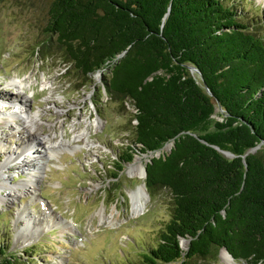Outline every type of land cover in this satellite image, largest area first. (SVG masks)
<instances>
[{
	"label": "trees",
	"instance_id": "16d2710c",
	"mask_svg": "<svg viewBox=\"0 0 264 264\" xmlns=\"http://www.w3.org/2000/svg\"><path fill=\"white\" fill-rule=\"evenodd\" d=\"M45 23L34 55L58 53L76 89L102 70L93 103L104 93L132 108L135 148L112 178L136 151L173 142L144 165L146 191L172 200L142 262L202 264L224 249L264 264V36L222 0H50ZM0 264L16 256L0 247Z\"/></svg>",
	"mask_w": 264,
	"mask_h": 264
},
{
	"label": "rangeland",
	"instance_id": "374dc122",
	"mask_svg": "<svg viewBox=\"0 0 264 264\" xmlns=\"http://www.w3.org/2000/svg\"><path fill=\"white\" fill-rule=\"evenodd\" d=\"M49 1H0V90L8 92V98L0 96V101L26 99L28 115L45 147L43 152L37 140L33 148L41 149L34 188L24 181L28 173H33L29 168L8 167L4 172L8 179L0 189L4 197L0 200V247L15 255L17 264H144L142 252L155 245L170 217L171 196L165 189L150 195L144 175L141 178L128 173L129 163L123 165L117 180L112 178L114 159L128 147L135 148L134 120L128 102L122 108L103 93L99 105L93 103L100 97L97 85L102 70L91 74L92 82L76 89L79 81L73 72L67 74L69 67L58 53L52 52L45 60L33 54L34 46L45 38ZM222 1L264 36V0ZM13 86L21 88L16 96ZM9 110L0 105V147L16 151L21 147L16 137L6 134L7 126L16 124L8 120L14 118L21 123L14 127L20 135L24 123L21 116ZM219 110L213 118H220ZM82 130L89 134L85 142L73 138ZM165 145L160 153L171 146ZM6 151H0V161ZM156 152L136 151L131 162L138 159L144 166ZM15 168H22L21 173ZM17 183L22 185L12 198L9 186ZM140 185H144L147 199L144 210L133 214L131 193ZM22 208L29 212V229H24L25 219L18 217ZM201 263L241 264L224 249Z\"/></svg>",
	"mask_w": 264,
	"mask_h": 264
},
{
	"label": "bare ground",
	"instance_id": "6f19581e",
	"mask_svg": "<svg viewBox=\"0 0 264 264\" xmlns=\"http://www.w3.org/2000/svg\"><path fill=\"white\" fill-rule=\"evenodd\" d=\"M20 88V86H19ZM1 95L0 96H5L8 98V92H6L5 90H0ZM26 99H18V100H11V103H14L16 106H18V110L22 113H25V117L22 118V123H24V126L22 128H24L26 130L27 133H25V130L23 131V134L20 135V133H17L16 129H14L12 126H7L8 127V132L6 133L8 135V137H16L17 141H18V147H20L19 150H7L6 151V157L0 161V189L1 187L6 184L7 182V177H5V170L8 169L9 167V161L11 162H15L16 163V167H26L29 168L30 170L33 171V173H30L28 178L25 179L24 181H27V183H30L31 188L35 187V184L38 181V176H37V172L39 169L38 163L36 162V158H35V154H41V149H43V152L45 150V147L42 146V141L40 139V137L37 136V130L35 129V127H33L34 125L32 124V119L29 117L27 109H26ZM14 116V115H13ZM34 122V121H33ZM35 123V122H34ZM98 124V121H97ZM10 127H12V129H14L11 132ZM26 134V135H25ZM88 132L86 130H82L81 132H77V134L74 135V139H76L77 141L79 140H87L89 138L88 136ZM3 139V136H2ZM0 138V141L2 140ZM40 141L41 145V149L37 150V148H35V150L33 151L31 147H35L38 144L35 143ZM75 140V141H76ZM85 142V141H84ZM62 144V143H60ZM170 144H172V142H168L166 143L165 147L168 148L170 146ZM5 145V144H4ZM40 151V152H39ZM30 156L32 158H28L27 156ZM144 166L142 164L138 163V159H135V162H131L127 165V171L128 173L134 175V174H139V177H143L144 175ZM22 185L17 183V184H13L12 186H9V192L8 194L11 195L12 198H14L17 195V189L18 187ZM4 199V197H2V194L0 195V200L2 201ZM147 197L145 195V189H144V185H140L137 187V190L131 193V209H132V213L133 214H139L144 210L145 207V201H146ZM24 208H22V210L19 211V218H24L25 220V225H24V229H29V219L28 216L26 215V212L29 213L28 211H26ZM27 217V218H26ZM27 233V232H25ZM182 245L185 246L186 245V241H182Z\"/></svg>",
	"mask_w": 264,
	"mask_h": 264
},
{
	"label": "water",
	"instance_id": "95a60500",
	"mask_svg": "<svg viewBox=\"0 0 264 264\" xmlns=\"http://www.w3.org/2000/svg\"><path fill=\"white\" fill-rule=\"evenodd\" d=\"M188 68H189V70H190L191 73L196 72L197 74H199V77L201 76L199 70H198L195 66L190 65V66H188ZM207 91H208V93H210L209 90H207ZM165 144H166V143H165ZM172 145H173V142H172L171 146L168 148L169 150L167 151V153L170 151ZM257 147H258V145L255 146V147H253V148H251V149H249V150H247L245 154H248L249 152H254L255 149H256ZM215 148L219 150L218 147H215ZM220 151H221V150H220ZM164 153H165V152H164ZM222 153H223L225 156H227V157H231V156H232V153H230L229 151H224V150H222ZM159 154H161V153L159 152V150H157V152H156V154H154V156H158ZM151 157H152V156H151ZM148 160H149V159H148ZM143 172H144V177H145V174H146L145 166H144V170H143ZM182 240H183V239H182ZM182 240H181V243H182ZM186 243H187V241H186ZM182 246H183V245H182ZM183 247H186V246H183Z\"/></svg>",
	"mask_w": 264,
	"mask_h": 264
}]
</instances>
